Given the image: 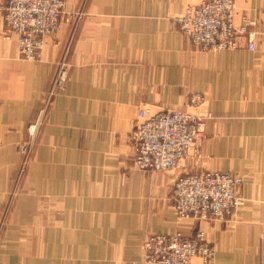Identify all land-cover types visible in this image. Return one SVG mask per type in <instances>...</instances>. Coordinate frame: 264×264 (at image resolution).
Wrapping results in <instances>:
<instances>
[{
	"label": "crops",
	"instance_id": "0c3cea01",
	"mask_svg": "<svg viewBox=\"0 0 264 264\" xmlns=\"http://www.w3.org/2000/svg\"><path fill=\"white\" fill-rule=\"evenodd\" d=\"M4 0H0V3ZM37 59L19 51L0 10V264H147L149 233L203 229L212 264H263L264 0H237L257 48H196L177 21L200 0H66ZM67 83L47 104L17 180L28 123L46 105L62 58ZM191 92L207 96L190 102ZM207 117L170 170L140 169L129 138L141 108ZM199 169L244 175V202L225 220L180 217L171 189ZM194 264H204L197 256Z\"/></svg>",
	"mask_w": 264,
	"mask_h": 264
},
{
	"label": "built area",
	"instance_id": "2783aa9c",
	"mask_svg": "<svg viewBox=\"0 0 264 264\" xmlns=\"http://www.w3.org/2000/svg\"><path fill=\"white\" fill-rule=\"evenodd\" d=\"M236 1L200 0L187 5L177 21L198 49H236L244 41L246 47L254 51L257 48V32L247 14L242 22L237 21ZM65 7L66 0H4L0 3L6 24L18 35L19 51L28 59L39 57L44 36L58 30ZM67 65L64 56L48 91L46 105L40 109L36 119L29 123L32 133L30 146L23 144L19 147L26 159L32 152L47 104L54 94L66 86ZM189 100L201 106L206 103L207 96L191 92ZM206 116L210 117V114ZM205 125V116L176 107L157 112L141 108L129 135L135 146L134 164L140 169L150 170L175 168L204 134ZM25 163L26 160L23 168ZM243 184L244 176L236 171L199 169L179 175L171 189L173 206L183 218L225 220L243 204L240 193ZM143 249L147 264H194L193 259L197 256L202 259V263L212 264L216 254L214 245L210 244L201 228L192 235L182 230L149 233L144 239Z\"/></svg>",
	"mask_w": 264,
	"mask_h": 264
},
{
	"label": "rangeland",
	"instance_id": "374dc122",
	"mask_svg": "<svg viewBox=\"0 0 264 264\" xmlns=\"http://www.w3.org/2000/svg\"><path fill=\"white\" fill-rule=\"evenodd\" d=\"M67 3V2H66ZM54 34V33H53ZM179 109H181V108H179ZM184 110V109H183ZM207 117L208 116H205V122L207 121L206 119H207ZM31 122V121H30ZM29 122V123H30ZM28 123V124H29ZM30 125V124H29ZM28 125V126H29ZM27 126V134H28V136H27V139L25 140V141H22L21 143H19V146H18V150H19V147H21V145H28L29 144V146H30V140H31V138H32V133H31V131L29 130V127ZM131 133V132H130ZM130 135V134H129ZM36 137H37V134H36V136H35V139H34V142H33V146H34V144H35V142H36ZM33 146H32V148H33ZM20 152V151H19ZM21 153V152H20ZM21 155H22V159H21V162H20V167H21V169H19V171H18V174H17V180L19 181V180H22L23 179V177H24V175H25V171H26V169H27V167H28V164H29V162H30V159H31V153L28 155V157H27V159H26V157H25V155L24 154H22L21 153ZM25 160H26V163H25V166H24V168H23V164H24V162H25ZM24 169V170H23ZM243 175V174H242ZM244 176V175H243ZM244 181H245V177H244ZM211 244V243H210Z\"/></svg>",
	"mask_w": 264,
	"mask_h": 264
}]
</instances>
